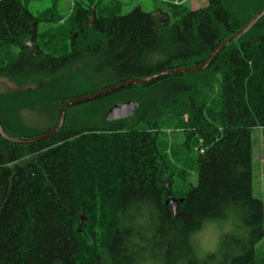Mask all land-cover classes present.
Masks as SVG:
<instances>
[{"label":"trees","instance_id":"16d2710c","mask_svg":"<svg viewBox=\"0 0 264 264\" xmlns=\"http://www.w3.org/2000/svg\"><path fill=\"white\" fill-rule=\"evenodd\" d=\"M174 1L184 0H171L166 11L137 7L127 15L116 3H76L61 23L57 8L36 15L25 0H0V49L18 51L3 55L0 77L19 87L43 82L21 96L0 93L5 131L16 130L20 111L41 93L52 103L53 122L24 137L51 131L65 102L101 87L76 96L53 89L90 73L115 72V85L190 67L193 59L200 65L264 8V0H206L196 10ZM97 61L99 67L88 68ZM187 75L189 82L181 79ZM218 80L219 99L211 102L205 90ZM160 82L175 87L161 104L182 123L184 145L198 144V183L186 192L173 189L181 171L161 150V130L148 121L152 109L134 120L106 119L113 98L135 86L70 107L47 140L17 144L0 135V264H264L257 256L264 202L253 194L252 141L256 128L264 141V16L206 69L147 85ZM32 108L26 109L39 110ZM140 121L148 128H137ZM169 194L183 200L176 214ZM219 222L235 229L203 259L196 236Z\"/></svg>","mask_w":264,"mask_h":264},{"label":"rangeland","instance_id":"374dc122","mask_svg":"<svg viewBox=\"0 0 264 264\" xmlns=\"http://www.w3.org/2000/svg\"><path fill=\"white\" fill-rule=\"evenodd\" d=\"M182 2L184 3L183 7L190 10H196L207 5L206 0H184L181 2L174 1L173 3L174 5H182ZM24 3L28 9L36 15L41 11L57 8L61 23H64L65 20L70 17L76 3H80L87 8L93 6L94 4L99 5L101 8H105L109 7L107 5H111V3H116L117 5L121 6V15H127L137 7H140L143 11L148 13L154 12L157 9L166 11L169 10L170 4H172L171 0H25ZM159 19L161 20L162 25L168 24L169 22V19L164 17L162 18L159 16ZM27 41H30L29 44H36L35 41L32 42L31 38H29ZM29 47H31V45H29ZM32 47L31 49L38 53V50H36L35 47ZM6 52L14 54L18 53L14 47L11 48L10 51L5 48L0 49V66L2 65V57L4 54H6ZM99 65V61L89 63L88 68L99 67ZM179 65V62H176L174 66L178 67ZM194 66H196V60L193 59L191 61L190 67ZM190 77L191 76L187 75L185 77H181V79L183 81L189 82L191 80ZM115 78H117V73L115 72L101 75H94L90 73L84 80L76 78L71 83L61 84L53 90L58 88L57 91L60 93H65L68 96H76L97 86L101 87L100 90L112 86L114 85L112 83H114ZM42 83L43 82H40L39 84L30 83L26 87H19L8 79L0 77V93H10L15 96H21L27 92L36 91ZM44 86L48 87L49 85L44 83ZM212 87L213 89L209 91L205 90V94H208L207 97L209 101L217 102L219 99V80ZM133 91H124V93H121L120 96H116V100L113 98L112 103L117 105L130 100L135 101L138 105V112L130 117L133 120L136 119L143 110L152 109L150 111V115L148 116V121L151 124L157 123L159 129L161 130L159 139L162 143V152L165 153L173 162L175 169L177 168V170L181 172L184 171V174L179 172L174 176L173 189L180 192L188 191L192 185H196L198 183V166L196 162L198 157V144L196 143L195 139H193L190 148L184 145L186 136L183 131L185 129H181L182 123H180V120L176 116L172 115V113H165L166 110H163V108L166 109V106L161 104L163 99L175 93V87H172L170 83L160 82L153 85H135ZM132 94L136 96H131ZM40 95L41 96L36 95L32 97L28 101V106L26 107L33 109L32 107L35 108L38 106L39 110L32 111L26 108L21 110V120L19 125L14 127L16 130H8L10 135L15 137H24L28 134L41 133L50 127L53 122L51 116L55 113V111L52 103L49 102V98L47 99L42 96L43 93ZM184 118L189 122L188 114H185ZM11 125L14 126V123ZM136 127L139 129H145L148 128V124H144L143 121H140ZM252 141L253 194L255 197L260 198L264 202V141L262 138L261 128H256L253 130ZM200 142L202 143V140H200ZM173 157L187 160L188 163L186 161L177 163ZM234 229V226H231L230 224L219 222L217 224L205 227L201 232H199L196 236V239L201 250V257L204 259L209 255L217 254L218 250L220 249L223 237L226 234L233 232ZM257 256L261 260L264 259V239L257 246ZM220 258L221 257L219 256V261ZM147 264L158 263L149 262ZM206 264H218V259L207 261Z\"/></svg>","mask_w":264,"mask_h":264},{"label":"water","instance_id":"95a60500","mask_svg":"<svg viewBox=\"0 0 264 264\" xmlns=\"http://www.w3.org/2000/svg\"><path fill=\"white\" fill-rule=\"evenodd\" d=\"M263 16H264V8L244 28H242L240 31H238L236 34H234L229 39L225 40L223 43L219 44L214 49V51L209 55L207 60L200 65H196L194 67L181 68V69H171L168 71H163V72H160V73H157L154 75H150V76H146V77L134 78V79H131L128 81H124V82L106 87L102 90H99V91L91 93V94L72 98V99L68 100L67 102H65L64 105L62 106V108L60 110L59 121H58L57 125L51 131L44 133L40 136L27 137V138L26 137H15V136L9 135L5 131V129L3 128L1 123H0V135L4 139H6L12 143H17V144H32V143L41 142V141L49 139L50 137L55 135L62 128L64 121H65L67 110L74 105L89 102L91 100H94V99L100 98L104 95L119 91V90L124 89L126 87H131V86H135V85H139V84L145 85L151 81L158 80L160 78H163V77H166L169 75H177V74H185V73L202 71V70H204L210 66L214 57L221 50H223L226 46L237 41L240 37H242L244 34H246L251 28L254 27V25ZM29 45L32 46L33 44L30 43ZM137 109H138V105L135 101H133V100L126 101V102H123L121 104H117V105H114L113 107H111L108 110V112L106 113V119L111 120V121L124 120V119H127V118L133 116L137 112ZM169 197H170V199L167 201V204H170L172 206L173 212H174V214H176L177 209L179 208V205L183 202V200L177 199V198H172L171 194H169ZM84 219L85 218H83V217L81 218V223Z\"/></svg>","mask_w":264,"mask_h":264},{"label":"built area","instance_id":"2783aa9c","mask_svg":"<svg viewBox=\"0 0 264 264\" xmlns=\"http://www.w3.org/2000/svg\"><path fill=\"white\" fill-rule=\"evenodd\" d=\"M201 153H204L205 151H204V149H201V151H200Z\"/></svg>","mask_w":264,"mask_h":264},{"label":"flooded vegetation","instance_id":"af4514ba","mask_svg":"<svg viewBox=\"0 0 264 264\" xmlns=\"http://www.w3.org/2000/svg\"><path fill=\"white\" fill-rule=\"evenodd\" d=\"M31 33H32V32H30V34H31ZM32 46H33V47H32ZM32 46H31L32 48H34V47H35V45H32Z\"/></svg>","mask_w":264,"mask_h":264},{"label":"clouds","instance_id":"9594fccd","mask_svg":"<svg viewBox=\"0 0 264 264\" xmlns=\"http://www.w3.org/2000/svg\"><path fill=\"white\" fill-rule=\"evenodd\" d=\"M203 246V245H202Z\"/></svg>","mask_w":264,"mask_h":264}]
</instances>
